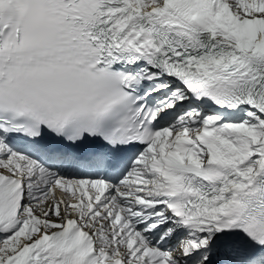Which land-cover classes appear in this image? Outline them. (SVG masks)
Segmentation results:
<instances>
[{
  "label": "snow or ice",
  "instance_id": "obj_1",
  "mask_svg": "<svg viewBox=\"0 0 264 264\" xmlns=\"http://www.w3.org/2000/svg\"><path fill=\"white\" fill-rule=\"evenodd\" d=\"M0 264H264V0H0Z\"/></svg>",
  "mask_w": 264,
  "mask_h": 264
}]
</instances>
